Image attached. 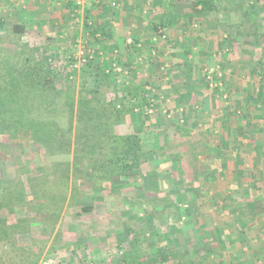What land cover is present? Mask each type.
Instances as JSON below:
<instances>
[{"label": "rangeland", "instance_id": "rangeland-1", "mask_svg": "<svg viewBox=\"0 0 264 264\" xmlns=\"http://www.w3.org/2000/svg\"><path fill=\"white\" fill-rule=\"evenodd\" d=\"M194 2L102 0L94 7L93 0H82L74 13L80 16H74L59 0H0L6 22L0 36L32 47L37 58L52 53L51 65L70 73L76 93L89 60L104 63L132 92H146L150 104L117 125V133L131 131L143 118L158 125V107L165 121L145 144L154 148L163 137L169 154L183 142L176 134L193 132L187 146L176 150L175 162L167 166L154 155L130 180L115 176L112 183L90 181L89 171L84 179L80 171L93 163L83 155L75 160V128L68 153L60 147L47 153L24 137L0 138V178L22 183L28 193L31 180L39 192L46 186H39L42 165L53 176L54 201L63 200L53 227L38 219L20 237L43 245L41 260L49 255L59 264H153L149 260L161 259L162 249L170 259L155 264H264V104L255 109L245 98L254 89L264 103V76L252 73L259 45L251 36L237 37L218 16H187ZM87 8L93 22L109 23L118 40L98 42L89 35ZM253 13L264 19V0ZM14 24H23L26 33H15ZM137 36L144 42L137 44L132 66L123 67L130 55L126 45ZM60 123L69 127L65 119ZM34 203L18 216L30 217Z\"/></svg>", "mask_w": 264, "mask_h": 264}, {"label": "trees", "instance_id": "trees-1", "mask_svg": "<svg viewBox=\"0 0 264 264\" xmlns=\"http://www.w3.org/2000/svg\"><path fill=\"white\" fill-rule=\"evenodd\" d=\"M59 1L64 3L71 14L80 16L74 14L75 9L80 7L76 0ZM101 2L102 0H93V6H100ZM258 4L259 0L248 1L246 5L242 0H195L193 12L186 15H199L205 18L204 20L218 16L220 20H225L224 23L228 27L236 31L237 37L251 36L254 44L259 45L256 50L257 66L252 73L264 76V19L253 13ZM84 11V23L90 28L89 35L94 40L98 42L118 40L109 23L93 22L92 8ZM5 24V20L0 18V28ZM14 29L15 33H26L23 25H15ZM141 42L144 41L137 36L132 39L130 45H126V53L130 55H126L128 59L125 64L122 63L123 67L132 66L134 51ZM118 46L123 45L118 43ZM52 55L46 52L43 58H37L32 47H25L21 43L15 44L13 40L0 36L1 139L5 136L24 137L39 143L47 153L58 147L68 153L73 143L71 132L75 128V160L83 155L93 163L92 167L84 168L80 173H84L82 175L84 179L88 177L92 181L100 178L108 180L109 183H112L115 176H124L130 180L141 172L143 163L150 161L154 155L161 156L168 166L175 162L173 159L178 155L176 150H183L192 139L191 131L189 133L183 130L182 133L176 134L177 139L183 142L169 154L161 140H164L163 137L159 136V143H155L154 148L145 144L151 133L158 135V126H163L162 120L165 121L166 115L162 114V109L158 106V119L155 118L158 125L152 123L150 126V121L143 118L133 123L131 131L117 133V125L129 122L130 119L132 121L136 109L150 104L146 92H132V87L121 85L117 80V74L104 63L89 60L83 64L86 78L76 93L75 86L70 85V73L51 65ZM120 87L124 92L122 96H119ZM109 89L114 92L112 95L107 93ZM245 98L255 109L263 107V96H257L254 89H248ZM196 114L199 115V111ZM63 119L66 120L68 128L62 127L60 122ZM74 121L76 125L73 127ZM48 170L50 171V168L39 166L41 177L39 186L46 185L39 188V192L31 180L28 193L22 183L0 178V264H7L9 260L12 264H37L41 260L43 245L39 243L37 248L34 240L26 244L20 237L30 234L32 223L35 224L34 221L38 219L49 223V227H53L59 219L62 208L59 205L63 200L54 201L55 196L51 189L55 187L49 184L53 176ZM88 171L90 175L86 177ZM68 175L69 166L64 171V179H68ZM178 175L184 179L187 174L185 170H181L178 171ZM62 188L63 185L59 189ZM28 196L31 198H27ZM33 201L36 203L29 208L36 209L29 211L31 216H18L19 210ZM91 210L92 206L82 207V211ZM158 255L161 259L157 256L148 262L155 264L161 260L163 263L170 259L162 249ZM44 258H49V255Z\"/></svg>", "mask_w": 264, "mask_h": 264}, {"label": "built area", "instance_id": "built-area-1", "mask_svg": "<svg viewBox=\"0 0 264 264\" xmlns=\"http://www.w3.org/2000/svg\"><path fill=\"white\" fill-rule=\"evenodd\" d=\"M76 2H77V4H79V5L82 4V0H76ZM114 4H115V2H114ZM162 37L165 38L166 35L163 34ZM154 40H156V38H154ZM129 41H130V40H129ZM82 55H83V53H82ZM83 60L86 61V58L84 57ZM211 71H212V70H211ZM37 264H59V263H58V261L55 260L54 258L49 257V258H46V259H45V258L42 259V260H41L40 262H38Z\"/></svg>", "mask_w": 264, "mask_h": 264}, {"label": "crops", "instance_id": "crops-1", "mask_svg": "<svg viewBox=\"0 0 264 264\" xmlns=\"http://www.w3.org/2000/svg\"><path fill=\"white\" fill-rule=\"evenodd\" d=\"M14 25H19V24H14ZM21 25H23V24H21ZM40 29V28H39ZM25 30H27V28H25ZM142 30H139V34H140V32H141Z\"/></svg>", "mask_w": 264, "mask_h": 264}]
</instances>
